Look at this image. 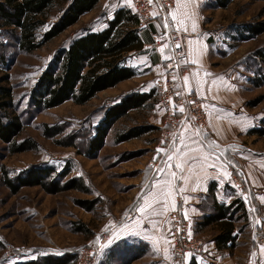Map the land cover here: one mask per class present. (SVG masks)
<instances>
[{
    "label": "rangeland",
    "instance_id": "obj_1",
    "mask_svg": "<svg viewBox=\"0 0 264 264\" xmlns=\"http://www.w3.org/2000/svg\"><path fill=\"white\" fill-rule=\"evenodd\" d=\"M121 1L102 0L91 13L83 16L78 24L32 54L21 53L9 36L3 38L5 42H10V45L0 46V57H8L7 67H2L0 63V78L9 77L7 85L14 89L16 101L22 103L19 112L25 122V128L17 140L35 139L39 148L12 155L8 146L0 140V264H14L48 254L65 253L77 255L75 264H85L88 252L93 253L94 259L89 264H106L109 254L120 246V236L126 233L124 229L133 220L139 223L142 222L140 218H143L144 225L150 231L145 232L147 235L154 233L150 224H154L156 220L164 221L154 215L145 216L137 210L140 202L142 203V199H139L141 195L152 190L157 177L162 176L148 167L149 159L157 153L159 130L150 131L143 137L128 142H116L121 133L133 127L159 128L158 124L163 121V111L158 104V98V102L156 99L152 101L150 108L135 111L120 120L110 132L105 147L94 159L78 154L74 147L59 146L55 140L44 137L40 128L43 124H61L65 127V135L71 134L86 121L98 122L103 115L102 109L122 94L155 88L159 72L150 62L142 60V64H138V57L127 61L137 70L138 77L98 94L86 105L79 106L68 102L35 116L25 110L31 89L55 53L60 48L67 47L73 38L84 31L105 28ZM208 8V29L216 37L215 48L220 54L221 66L228 68L230 75H234L244 109L254 113L257 119L259 117L261 120L264 117V87H253L249 79L254 77L256 70L251 56L258 48L264 46V34L243 43L235 41L234 36L238 25L264 19V2L234 0L227 9ZM254 102L259 104L254 106ZM258 125L259 123L254 127ZM249 132L245 139L251 141L254 138V144L263 152L264 137H253ZM79 145L82 150L85 149V144ZM42 163H50L60 169L64 166L70 167L72 172L69 178H82L92 194L70 190L53 195L40 187H25L18 194H12L4 183L3 168L8 169L11 176H14L30 166ZM235 194L243 197L241 191L236 190ZM95 199L100 202L92 212L79 204L81 201ZM248 201L251 205L250 199ZM244 202L249 205L246 200ZM172 214L165 219L164 233H155V239L159 244L162 243L163 247L161 236L174 243V226L168 223ZM251 220L247 224H238V228L242 229L238 249L232 254L226 252L216 257L209 248L210 240L215 235L214 229L209 227L203 232L196 231V221L192 219L190 227L192 235L202 241L207 253H212L214 260L219 261L221 258L222 262V259L227 257L231 258L230 264H259L260 260L264 259V254L260 251L264 244L258 241L257 219L254 220L252 215ZM77 224L85 225L91 231L90 234L77 233ZM123 248H126V245ZM168 248L170 260L163 258V248L158 252L153 244L147 245L146 255L141 257L136 252L130 253L128 250L125 253V250L121 249L118 258L110 264H187L188 257L181 261L175 256L173 247L168 245ZM253 252L256 253L255 257L252 256Z\"/></svg>",
    "mask_w": 264,
    "mask_h": 264
},
{
    "label": "trees",
    "instance_id": "obj_2",
    "mask_svg": "<svg viewBox=\"0 0 264 264\" xmlns=\"http://www.w3.org/2000/svg\"><path fill=\"white\" fill-rule=\"evenodd\" d=\"M101 1L0 0V46L10 45V42L3 39L9 36L21 53L32 54L78 24L80 19L91 13ZM233 2L234 0H211L210 6L213 9H227ZM142 32L145 30L139 28L138 17L129 9L122 8L114 12L113 18L107 21L105 28L98 31L86 30L73 38L67 47H62L55 53L39 76L27 97L26 112L35 116L68 102L83 106L98 94L136 78L137 70L127 66L126 62L128 58H132V55L128 56L130 53L138 54L142 50L145 42ZM262 34L264 19L238 25L234 40L238 43L248 42ZM7 58L5 55L0 57L2 67H7ZM251 59L256 70L249 83L255 88H262L264 46L258 48ZM9 81L8 76L0 78V140L8 146L12 155L37 150L39 143L35 139L17 140L25 128V122L19 112L22 103L16 101L14 89L7 85ZM155 99L157 100L156 88L149 92L135 90L122 94L110 105L105 106L98 122L86 121L71 134L65 135V127L61 124H43L40 128L44 137L55 140L59 146L74 147L78 154L94 159L105 147L110 132L120 120L131 112L150 108ZM253 104L256 106L259 103ZM157 130L159 128L154 126L133 127L121 133L116 142H128ZM249 133L252 136L264 137V117ZM79 144H85V149L82 150ZM71 172L70 167L64 166L60 169L50 163L30 166L14 176H11L8 169L3 168L2 171L5 185L14 195L25 187H40L53 195L70 190L92 194L82 178H69ZM225 190H229V195L233 198L230 203L220 201L214 189H210L201 206L204 214L197 224V231L215 228L217 233L213 241L217 249L232 254L240 246L239 236L242 229L238 228V224H247L250 213L246 203L235 194V189L226 186ZM99 202L95 199L81 201L79 204L92 212ZM75 230L83 234L91 232L83 224H77ZM124 245L126 248H123ZM146 247V244L136 241L122 240L120 246L109 254L106 264L115 261L121 249H124L125 253L128 250L130 253L136 252L141 257L146 255ZM76 256L74 253L48 254L14 264H75ZM189 264L198 263L192 259Z\"/></svg>",
    "mask_w": 264,
    "mask_h": 264
},
{
    "label": "crops",
    "instance_id": "obj_3",
    "mask_svg": "<svg viewBox=\"0 0 264 264\" xmlns=\"http://www.w3.org/2000/svg\"><path fill=\"white\" fill-rule=\"evenodd\" d=\"M210 3L211 0H191V3L185 4L184 0H181V3L172 10L177 15V18L183 17L185 11L191 14L190 18L185 19L184 26L187 27V31L185 32L182 28L180 30L183 34L184 46L188 55V71L186 75V77H188V82L185 83V86L189 92L204 99L209 111L208 132L202 138H199L194 135V132L191 130H186L183 138L191 148H200V153L198 154L211 153L212 155L210 156L209 163L215 161V167H207L201 171L199 166H197L191 174L192 179L189 180L186 185L188 191L178 192L176 194L174 200L175 210L168 211L164 216L154 215L155 217H160V219H163L164 221L161 222L160 220H156L154 224H150L151 231H154L152 235H147L145 233L146 231H149V229L144 225L145 222L143 218H140L142 222L137 223L133 220L127 225L128 227L124 229V232L126 233H121L120 240L131 242L139 239L136 242L146 245L154 244L156 249L160 248V250H162V248H164L162 243H153L152 239H148V237L155 239L156 232L159 234L164 233L163 226L165 219L175 211H180L184 215L186 213L188 219H192L194 222L196 221L195 228L197 231V224L204 214L201 206L211 188L214 189L216 196L220 201L226 203L232 201L233 198L229 195V190H225L226 186L229 185L231 175L229 169L231 165L236 166L237 171L245 184V191L241 192L243 196L242 200H246V202L249 203L248 199H250L251 202V205L250 203L247 205L250 213L249 222L252 221V215L254 216V220L255 218L257 219V215L261 213L260 210L264 206V200L261 199L264 197V151L261 152L259 147L254 144V138H252L251 141L245 139L248 137V132L260 122V118L258 117L257 119L254 113L244 109L243 100L237 89V84L234 81V75H230L228 68L221 66L219 60L220 54H218V51L215 48L216 37L208 29L209 24L207 22V13L209 10L207 12L206 8L209 7L208 9H211ZM122 8L131 11L129 4L125 0L120 2L115 11ZM170 23V26L174 29L181 27L180 25L174 24L171 17ZM193 24L196 26L195 31L192 30ZM163 28L164 24L161 21L150 25L145 32L141 33L145 40L142 50L138 52V54L130 53L128 56L132 55V58L127 59V61H132L138 57V60H136V63L138 64H142V60L143 62H150L154 68L158 69V77L163 72V63L165 62L164 56H170L171 54L169 47L164 49L163 54L160 52V48L165 44L160 45L156 49L151 47L153 37ZM190 40L195 43L189 45L188 41ZM193 56L196 58V63L190 62ZM126 64L127 66L132 67L128 62H126ZM140 91L149 92V90ZM162 125L163 121L158 124L159 129ZM189 136H191L192 139H188ZM193 141H198L199 143L196 144L193 143ZM182 150L187 151L186 149ZM217 156H219V159H216ZM225 173L230 175L226 176ZM185 174L188 173L186 172ZM178 175L180 174L178 173ZM160 178L163 180L167 177L162 175ZM174 183L177 187L182 184L180 180H175ZM192 188H195L196 190L192 191ZM151 191H155V189L152 188ZM184 197H188L186 203L183 199ZM143 203L142 200L140 205ZM171 203H173V201L170 200V204ZM156 207L160 208L161 206L156 205ZM252 208L257 209V211H250ZM211 228L214 229L216 235L217 230L213 227ZM204 230L200 232H203ZM213 238L210 240L209 248L210 250H213L212 253H215V257L220 256L221 253L228 252L219 251ZM155 240L157 241V239ZM170 247L172 248L171 245ZM212 253H207L205 248L203 254H192L191 257H188L187 264H189L192 259H195L198 264H230L231 258L225 257L222 259V262L221 258L219 261H216L212 258Z\"/></svg>",
    "mask_w": 264,
    "mask_h": 264
},
{
    "label": "built area",
    "instance_id": "obj_4",
    "mask_svg": "<svg viewBox=\"0 0 264 264\" xmlns=\"http://www.w3.org/2000/svg\"><path fill=\"white\" fill-rule=\"evenodd\" d=\"M127 2V0H125ZM128 3V2H127ZM131 11L139 19V28L146 30L150 25L161 21L165 23L167 17L169 27L163 28L158 34L153 37L151 47L158 48L162 44H167L170 49L171 59L165 60L163 63V72L156 81V92L159 100L158 104L163 111V125L159 129V141L157 149H163L162 152H157L156 155L149 159L148 167L154 173H158V169L164 167V161L167 158V153L172 150L173 144L177 147L181 144V136L186 130H191L195 133L197 129L200 131L199 138H202L209 130L208 107L203 98L189 92L185 86L184 77L188 71V55L184 46L183 34L180 31L170 26L169 10L175 8L177 4L175 0H153L150 4L148 0H131L128 3ZM157 13V15H153ZM181 47L177 48L176 45ZM183 61V63H181ZM169 65L171 67H169ZM175 77V79H174ZM180 95H177V93ZM183 108L181 112L179 109ZM229 172V185L241 192L245 191V184L239 175L236 166L231 165ZM261 213L257 215V236L258 241L264 244V206L261 208ZM171 223L174 226L173 248L175 256L181 261L186 260L187 253L193 255H201L205 251L202 241L197 240L191 233V223L188 218L180 211H176L171 215ZM85 264L91 263L93 253H87Z\"/></svg>",
    "mask_w": 264,
    "mask_h": 264
},
{
    "label": "snow or ice",
    "instance_id": "obj_5",
    "mask_svg": "<svg viewBox=\"0 0 264 264\" xmlns=\"http://www.w3.org/2000/svg\"><path fill=\"white\" fill-rule=\"evenodd\" d=\"M128 3H131V0H127ZM148 2L151 4L153 0H148ZM175 3L179 5L181 3V0H175ZM184 3H191V0H184ZM153 15H157V13H153ZM190 13L185 11L184 16L181 18H177V15L173 10H169V16L173 20L174 24L180 25L181 27H178L176 30L180 31L181 28L186 32L187 27H185V19L190 18ZM168 18H165L164 27H169ZM195 24L192 25V30L195 31ZM189 45H193L194 41H188ZM168 45L165 44L163 47L160 48V52L163 54L164 49L167 48ZM177 48L181 47V45L178 43L176 45ZM165 60L171 59L170 56L165 55ZM191 63H196V58L193 56V58L190 60ZM183 63V61L181 62ZM169 67H171L169 65ZM175 79V77H174ZM185 83L188 82V77H184ZM177 95H180L178 92ZM181 112L184 111V109L181 107L179 109ZM194 135L199 136L200 131L197 129L194 133ZM188 139H192L191 136L188 137ZM193 143L198 144V141H193ZM182 149H186L187 151H184ZM163 149H157V152H162ZM200 153V148H191L187 141L184 140L183 136H181V145L180 147H177L175 144L172 146V150L167 153V158L164 161V167L158 169L159 173L163 176L167 177L163 180H161L159 177H157L156 182L152 185V188L155 189V191H149L146 194H142L139 199H142L144 201L143 204L139 205L137 210L141 212L142 214H145V216H164L168 211H174L175 210V196L178 192H184L188 191V188L186 187L189 180L192 179V173L194 170L199 166L200 170L203 171L207 167H215V161H212L209 163L211 153L206 154H198ZM216 159H219V156L216 157ZM188 174H185V173ZM178 173L180 175H178ZM225 175H230L228 173H225ZM175 180H180L182 182L181 186L177 187V185L174 183ZM198 183V181H197ZM195 188H192V191H195ZM185 203L188 201V197L183 198ZM264 200V197L261 198ZM170 200L173 201V203L170 204ZM156 205H160V208H157ZM252 212H256L257 209L252 208L250 209ZM185 218H187V214L185 213ZM168 223H171V221H168ZM257 224L260 223V221H256ZM155 227V225H154ZM149 239H152L153 243H158L154 238L149 237ZM255 239V237H253ZM160 240L164 243L163 248V258L165 260H170L171 255L168 248V245H171L173 248L175 247V244L170 240L167 239L164 236L160 237ZM158 252L160 251V248L156 249ZM261 253L264 254V246L260 249ZM187 257H191V253L186 254ZM252 256L255 257L256 253L253 252ZM259 264H264V259H261Z\"/></svg>",
    "mask_w": 264,
    "mask_h": 264
}]
</instances>
